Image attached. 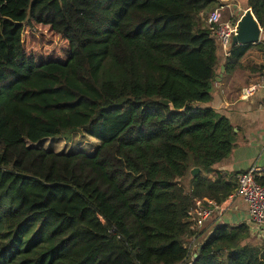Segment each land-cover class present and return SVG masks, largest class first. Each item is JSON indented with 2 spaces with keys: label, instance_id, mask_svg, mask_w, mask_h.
<instances>
[{
  "label": "trees",
  "instance_id": "trees-1",
  "mask_svg": "<svg viewBox=\"0 0 264 264\" xmlns=\"http://www.w3.org/2000/svg\"><path fill=\"white\" fill-rule=\"evenodd\" d=\"M228 2L0 0V264H264L245 224L205 234L190 216L234 190L209 176L236 134L201 108L220 67L264 73V42L220 64L201 16ZM245 8L264 31V0ZM35 26L67 43L64 63L26 52ZM77 133L92 155L27 146Z\"/></svg>",
  "mask_w": 264,
  "mask_h": 264
},
{
  "label": "crops",
  "instance_id": "crops-1",
  "mask_svg": "<svg viewBox=\"0 0 264 264\" xmlns=\"http://www.w3.org/2000/svg\"><path fill=\"white\" fill-rule=\"evenodd\" d=\"M246 9L249 8L244 7L239 11L237 21H235L237 18L235 14L233 23L238 22ZM211 12L201 16L204 27H206L205 20ZM261 35L264 37L263 29ZM218 48L217 55L222 64L225 56L219 45ZM222 67L217 73L211 102L202 105L201 108H210L226 117L236 134L233 150L214 166V173L209 176L212 181L215 175L222 177L233 185L234 190L199 230L207 234L217 225L231 227L245 224L249 230V244L262 247L264 246V225L258 229L248 220L247 206L237 195V179L250 170H254L259 176H264V73L261 76H253L235 71L231 75H226L224 71H221ZM247 86H256L257 90L253 97L242 100L240 92ZM202 239L203 237H199L196 242L199 243Z\"/></svg>",
  "mask_w": 264,
  "mask_h": 264
},
{
  "label": "built area",
  "instance_id": "built-area-1",
  "mask_svg": "<svg viewBox=\"0 0 264 264\" xmlns=\"http://www.w3.org/2000/svg\"><path fill=\"white\" fill-rule=\"evenodd\" d=\"M225 8L221 6L213 10L205 20V26L216 38L223 55L227 57L232 37L236 34L237 22L222 20L221 12ZM256 90V86L243 88L240 92L241 99L248 100L254 96ZM258 177L254 170L241 174L237 179V195L247 206L248 220L260 229L264 225V186L258 183ZM217 208L218 206L211 201L195 200L190 214L195 228L200 229Z\"/></svg>",
  "mask_w": 264,
  "mask_h": 264
},
{
  "label": "rangeland",
  "instance_id": "rangeland-1",
  "mask_svg": "<svg viewBox=\"0 0 264 264\" xmlns=\"http://www.w3.org/2000/svg\"><path fill=\"white\" fill-rule=\"evenodd\" d=\"M245 4L246 0H230L225 6V11L221 12L222 20L233 22V17L239 14ZM24 47L26 52L35 56L38 63L53 60L64 63L68 58L67 43L45 27L35 26L25 34ZM98 145L97 140L82 133L74 134L69 142L63 139H46L33 145L27 143L30 148L44 149L56 154L84 153L88 155H92ZM182 182L185 186L187 185L186 180Z\"/></svg>",
  "mask_w": 264,
  "mask_h": 264
},
{
  "label": "water",
  "instance_id": "water-1",
  "mask_svg": "<svg viewBox=\"0 0 264 264\" xmlns=\"http://www.w3.org/2000/svg\"><path fill=\"white\" fill-rule=\"evenodd\" d=\"M262 28L257 23L255 17L252 14L251 9H246L242 12L238 22L236 34L232 37L230 47L234 46H246L256 45L264 42V37L261 35ZM224 71V68H221ZM199 169L195 168L190 171V175L196 176L199 173Z\"/></svg>",
  "mask_w": 264,
  "mask_h": 264
}]
</instances>
